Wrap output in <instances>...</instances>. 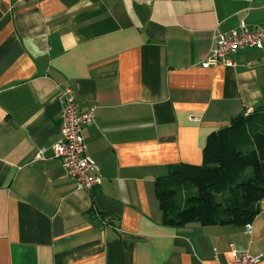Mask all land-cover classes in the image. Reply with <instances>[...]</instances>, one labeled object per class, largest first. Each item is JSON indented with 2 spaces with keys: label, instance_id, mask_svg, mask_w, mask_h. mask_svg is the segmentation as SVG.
I'll use <instances>...</instances> for the list:
<instances>
[{
  "label": "crops",
  "instance_id": "1",
  "mask_svg": "<svg viewBox=\"0 0 264 264\" xmlns=\"http://www.w3.org/2000/svg\"><path fill=\"white\" fill-rule=\"evenodd\" d=\"M241 21L264 31V0H0V264H228L232 248L264 264V198L247 232L166 225L154 192L202 163L211 132L264 110V42L201 65ZM67 86L95 107L90 188L59 158L31 161L60 138Z\"/></svg>",
  "mask_w": 264,
  "mask_h": 264
},
{
  "label": "trees",
  "instance_id": "2",
  "mask_svg": "<svg viewBox=\"0 0 264 264\" xmlns=\"http://www.w3.org/2000/svg\"><path fill=\"white\" fill-rule=\"evenodd\" d=\"M154 192L169 226L251 223L264 198V110L239 113L211 132L202 163L170 166L155 181ZM181 192L183 202L177 199Z\"/></svg>",
  "mask_w": 264,
  "mask_h": 264
},
{
  "label": "built area",
  "instance_id": "3",
  "mask_svg": "<svg viewBox=\"0 0 264 264\" xmlns=\"http://www.w3.org/2000/svg\"><path fill=\"white\" fill-rule=\"evenodd\" d=\"M264 31L250 30L244 21L236 29L227 33H218L207 59L202 67L207 68L218 63L226 66L233 65L230 54L239 48H263ZM60 138L51 146V154H46L45 148H38L31 161L59 158L66 173L72 176L78 188H90L99 184L101 180L99 166L86 153L83 136V127L94 119L95 107L81 108L75 101V94L70 87H64L60 92ZM246 231H251V223L245 225ZM233 258L228 264H258L260 254H251L249 251L231 249Z\"/></svg>",
  "mask_w": 264,
  "mask_h": 264
},
{
  "label": "rangeland",
  "instance_id": "4",
  "mask_svg": "<svg viewBox=\"0 0 264 264\" xmlns=\"http://www.w3.org/2000/svg\"><path fill=\"white\" fill-rule=\"evenodd\" d=\"M192 190H194L193 188H191ZM190 189V191L187 192L190 193L192 190ZM184 197H185V194L184 192H181L178 196H177V199L180 201V202H183L184 201Z\"/></svg>",
  "mask_w": 264,
  "mask_h": 264
},
{
  "label": "water",
  "instance_id": "5",
  "mask_svg": "<svg viewBox=\"0 0 264 264\" xmlns=\"http://www.w3.org/2000/svg\"><path fill=\"white\" fill-rule=\"evenodd\" d=\"M103 218H105L104 216H102Z\"/></svg>",
  "mask_w": 264,
  "mask_h": 264
}]
</instances>
